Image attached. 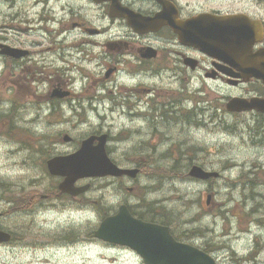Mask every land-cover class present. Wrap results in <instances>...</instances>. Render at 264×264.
I'll return each mask as SVG.
<instances>
[{
  "label": "flooded vegetation",
  "instance_id": "obj_1",
  "mask_svg": "<svg viewBox=\"0 0 264 264\" xmlns=\"http://www.w3.org/2000/svg\"><path fill=\"white\" fill-rule=\"evenodd\" d=\"M5 1L10 9L21 3L16 11L19 23L11 26L23 36L36 37L22 40L20 48L27 53L21 58L5 56L6 66L12 63L28 88L34 89L33 95L51 103L52 113L60 117L67 110L71 111L67 120L86 117L89 111L101 115L104 108L129 123L118 132L124 137L121 143L127 142L129 134L138 136L142 137L140 145L147 143L149 150L175 129L213 130L226 114L264 119V111L258 109L231 112L227 108L234 97L264 99V0ZM3 41L10 44L6 38ZM235 53L249 56L239 60ZM42 84L48 85L46 90H41ZM104 132H108L109 148L114 138L111 131L101 128L90 135ZM135 147L140 146L135 143ZM93 179L102 180L118 197V202L99 211L102 219L126 205L134 216L168 226L176 241L203 250L220 264L212 242L203 241L201 233L185 228L177 232L165 222L164 206L161 211L159 205H143L128 186L129 176ZM93 179L76 184L82 186ZM57 193L43 198H51V206L58 195L80 208L90 203L87 193ZM4 230L11 234L4 243L8 246L21 238L11 229ZM65 232L67 242L35 247L37 257L55 262L88 253L89 243L74 240L72 229ZM153 236L159 242L165 235ZM99 241L104 250H116L118 264L150 261L132 247ZM153 250L158 258L154 261H161L164 251Z\"/></svg>",
  "mask_w": 264,
  "mask_h": 264
},
{
  "label": "rangeland",
  "instance_id": "obj_2",
  "mask_svg": "<svg viewBox=\"0 0 264 264\" xmlns=\"http://www.w3.org/2000/svg\"><path fill=\"white\" fill-rule=\"evenodd\" d=\"M20 4L10 9L8 2L0 0V41L6 38L19 47L24 38H36L23 36L11 26L19 23ZM4 58L0 56V212L5 214L0 226L21 238L10 246L0 244V264H118L116 250H104L92 234L101 222L98 210L118 202L113 189L99 179L87 181L92 189L86 196L93 206L84 208L60 195L53 206L51 198H43L60 193L57 183L61 179L50 174L47 160L77 150L83 139L101 128L114 136L107 151L115 162L141 168L128 186L143 205L166 209L165 222L177 232L185 228L201 233L203 241H211L218 249L220 264H264V119L226 114L213 130L175 129L149 150L147 143L140 145L142 137L129 134L131 140L128 137L121 143L124 137L118 132L129 123L104 108L100 107L101 115L89 111L86 117L73 120L65 118L71 111L62 117L52 113L53 105L38 100L20 71L12 63L7 67ZM47 86L40 88L43 91ZM65 133L73 140H63ZM194 164L218 171L221 177L195 179L188 175ZM257 178L252 185L251 180ZM225 210L227 214L221 216ZM70 229L74 240L89 243L87 254L55 262L37 257L35 247L51 242L62 246L68 240L65 230Z\"/></svg>",
  "mask_w": 264,
  "mask_h": 264
},
{
  "label": "water",
  "instance_id": "obj_3",
  "mask_svg": "<svg viewBox=\"0 0 264 264\" xmlns=\"http://www.w3.org/2000/svg\"><path fill=\"white\" fill-rule=\"evenodd\" d=\"M25 53L24 50L0 43V54L20 58ZM233 55L239 60H244L249 56L247 53H235ZM229 108L237 111L258 108L264 111V103L256 100L247 103L246 100L234 98L229 103ZM94 141L95 137H91L85 140L76 152L56 156L48 160L50 173L65 177L59 186L61 191L73 195L86 191L89 185L81 188L75 185L79 178L107 175H130L135 177L137 175L138 169L121 168L108 157L105 147L106 135L99 138L100 143L98 145H94ZM190 175L199 179H209L212 176L218 177L219 173L195 165L192 167ZM158 232L165 236L159 242H156V237L154 238L153 234ZM95 235L100 239L129 245L139 250L150 260L148 264H215V261L204 252L192 246L178 243L169 233L168 227H161L135 218L126 207H122L116 215L105 218L96 230ZM9 239L10 234L0 229V242ZM153 248L164 251L160 254L161 261H154L158 258ZM164 258L165 261H163Z\"/></svg>",
  "mask_w": 264,
  "mask_h": 264
},
{
  "label": "trees",
  "instance_id": "obj_4",
  "mask_svg": "<svg viewBox=\"0 0 264 264\" xmlns=\"http://www.w3.org/2000/svg\"><path fill=\"white\" fill-rule=\"evenodd\" d=\"M259 180H260V179H258V178H257L256 180H251V182H252L251 184L254 185L253 183L256 184L257 181H259ZM254 186H255V185H254ZM252 187H253V186H252ZM253 188H254V187H253ZM224 212H226L225 214H227V211L225 210V211H223L220 215L223 216V213H224ZM250 212H251V211H250ZM248 214H250V213H248ZM261 222H262V221H261Z\"/></svg>",
  "mask_w": 264,
  "mask_h": 264
}]
</instances>
